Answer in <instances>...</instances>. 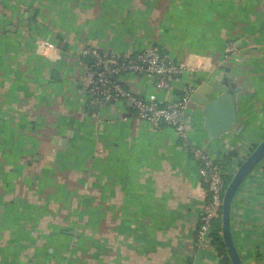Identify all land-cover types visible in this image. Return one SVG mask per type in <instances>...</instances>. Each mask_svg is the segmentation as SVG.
Returning a JSON list of instances; mask_svg holds the SVG:
<instances>
[{"label":"crops","instance_id":"crops-1","mask_svg":"<svg viewBox=\"0 0 264 264\" xmlns=\"http://www.w3.org/2000/svg\"><path fill=\"white\" fill-rule=\"evenodd\" d=\"M152 46L184 69L171 90L133 71L110 78L163 102L235 79L230 132L210 139L198 107L186 145L130 100L93 102L92 51L110 62ZM262 141L264 0H0V264H228L195 246L209 195L191 147L232 154V178ZM231 223L243 263L264 264V159Z\"/></svg>","mask_w":264,"mask_h":264},{"label":"built area","instance_id":"built-area-1","mask_svg":"<svg viewBox=\"0 0 264 264\" xmlns=\"http://www.w3.org/2000/svg\"><path fill=\"white\" fill-rule=\"evenodd\" d=\"M91 54L97 58L90 69L97 77L88 85L93 102L103 105L119 99L130 100L134 104V113L138 119L155 127L162 124L170 125L176 130L183 143L186 145L190 143L187 112L196 87H190L179 98L163 102L156 95L147 99L136 97L126 90L119 81L110 78L111 73L121 75L133 71L152 78L158 91H168L172 89L174 79L184 72L181 66L176 65L158 46L147 48L136 56L122 61L108 62L97 51H92ZM111 63L115 65L113 70L109 68ZM101 66L105 67V70L96 72V69H100ZM191 153L203 166L202 173L207 181L209 195L201 212L195 246L207 247L212 243L211 234L214 222L221 219L222 216L223 199L228 186L225 179L227 169L224 160L200 147L192 146Z\"/></svg>","mask_w":264,"mask_h":264},{"label":"water","instance_id":"water-1","mask_svg":"<svg viewBox=\"0 0 264 264\" xmlns=\"http://www.w3.org/2000/svg\"><path fill=\"white\" fill-rule=\"evenodd\" d=\"M226 72L229 70L225 69ZM112 78L114 75L111 76ZM225 82L218 81L214 85H202L192 94L187 112V122H190L192 110L202 108L204 128L210 139L218 138L230 132L236 125L240 115V96L243 89L236 84L235 79L222 76ZM229 78V80H228ZM220 88L223 89L219 93ZM209 93H218L215 97H207ZM264 159V141L258 144L241 163L231 178L223 199L221 216L222 239L231 264H244L235 245L232 233V210L235 198L251 174Z\"/></svg>","mask_w":264,"mask_h":264},{"label":"trees","instance_id":"trees-1","mask_svg":"<svg viewBox=\"0 0 264 264\" xmlns=\"http://www.w3.org/2000/svg\"><path fill=\"white\" fill-rule=\"evenodd\" d=\"M232 154L230 156H227L224 158V163L226 166L227 161L231 159ZM226 183L229 184L231 177H228L225 175ZM222 226H221V219H219L214 225H213V232L211 234L212 243L211 246L213 249L218 253L219 256L223 257V259L226 261V263H230L229 258L227 256V251L225 244L222 239Z\"/></svg>","mask_w":264,"mask_h":264}]
</instances>
